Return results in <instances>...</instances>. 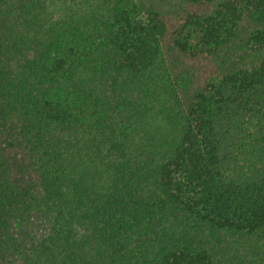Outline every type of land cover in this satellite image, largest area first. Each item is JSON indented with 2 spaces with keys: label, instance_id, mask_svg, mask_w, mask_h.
<instances>
[{
  "label": "trees",
  "instance_id": "obj_1",
  "mask_svg": "<svg viewBox=\"0 0 264 264\" xmlns=\"http://www.w3.org/2000/svg\"><path fill=\"white\" fill-rule=\"evenodd\" d=\"M12 253L264 264V0H0Z\"/></svg>",
  "mask_w": 264,
  "mask_h": 264
},
{
  "label": "rangeland",
  "instance_id": "obj_2",
  "mask_svg": "<svg viewBox=\"0 0 264 264\" xmlns=\"http://www.w3.org/2000/svg\"><path fill=\"white\" fill-rule=\"evenodd\" d=\"M4 149L9 150L6 143H4ZM41 225H42L41 218L38 215H34V218L30 220L28 224L25 225L13 221L11 223V233L13 237L16 238L18 243H21L25 238L26 232L30 230L39 229ZM30 232H34V231H30ZM36 232H40V231H36ZM6 264H21V257L18 254L12 253Z\"/></svg>",
  "mask_w": 264,
  "mask_h": 264
}]
</instances>
